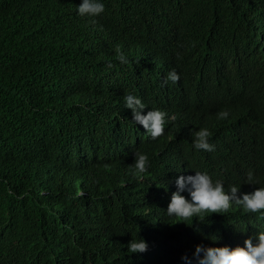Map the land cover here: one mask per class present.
Returning <instances> with one entry per match:
<instances>
[{"label":"trees","instance_id":"trees-1","mask_svg":"<svg viewBox=\"0 0 264 264\" xmlns=\"http://www.w3.org/2000/svg\"><path fill=\"white\" fill-rule=\"evenodd\" d=\"M80 2L0 0V264H186L264 231L235 204L166 214L180 175L264 186V0H103L96 18ZM128 92L175 116L162 136L132 121ZM200 128L213 152L193 148ZM133 237L148 250L130 253Z\"/></svg>","mask_w":264,"mask_h":264},{"label":"clouds","instance_id":"clouds-1","mask_svg":"<svg viewBox=\"0 0 264 264\" xmlns=\"http://www.w3.org/2000/svg\"><path fill=\"white\" fill-rule=\"evenodd\" d=\"M105 12L103 0H81L76 6V13L81 17L96 18ZM118 60L128 63L125 53L117 49ZM165 77V83L175 84L180 80V74L176 69L164 67L161 69ZM125 107L132 111V121L142 126L145 132L153 140L162 136L169 120L175 116L161 109L153 108L144 112L147 107L143 100L132 92L124 95ZM227 117V113H221ZM211 133L206 128H200L193 133L192 146L200 151L213 152L215 145L210 143ZM134 174H146L150 167L145 154L137 152L134 154ZM185 170V169H184ZM187 175V173H186ZM245 183L258 185L259 181L252 171L247 173ZM176 191L171 195L166 214L175 218V223L185 222L190 218L204 215L205 213H227L235 205L241 206L245 212L264 215V186H259L251 193L239 194L240 186L231 185L226 190L224 182L213 179L207 171H195L194 175H180L175 179ZM187 191L186 197L183 193ZM171 223V222H170ZM148 242L140 237H133L128 243L130 253H144L148 250ZM186 264H264V231H258L253 236L245 239L243 246H204L198 244L193 256L181 257Z\"/></svg>","mask_w":264,"mask_h":264}]
</instances>
